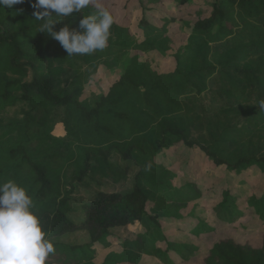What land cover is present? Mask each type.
<instances>
[{
    "label": "trees",
    "instance_id": "1",
    "mask_svg": "<svg viewBox=\"0 0 264 264\" xmlns=\"http://www.w3.org/2000/svg\"><path fill=\"white\" fill-rule=\"evenodd\" d=\"M136 1L116 17L118 2L105 0L115 16L110 42L130 45L131 25L123 20L131 7L144 12V38L134 44L130 66L91 102L80 101L76 87L114 53L68 56L38 32L34 0L0 8V183L13 180L28 190L55 247L47 264H98L94 258L114 236L122 249L100 264H264V240L256 250L228 230L200 251L203 235L244 214L239 204L252 168L263 175L254 187H262L245 202L264 219V0H214L205 17L203 10L197 18L160 13L162 26L145 11L165 0ZM172 1L186 7L194 0ZM94 12L57 17L54 30L80 31V20ZM171 28L188 36L174 64L154 68L143 58L158 44L169 46ZM58 124L65 135L55 134ZM175 147L189 156L179 169L167 156ZM185 170L201 174L202 184L185 177L175 185ZM124 184L129 190L118 191ZM184 208L191 219L185 229L176 224L186 218ZM162 217L178 233L167 234ZM131 226L137 231L129 233ZM72 233L86 242L58 240Z\"/></svg>",
    "mask_w": 264,
    "mask_h": 264
},
{
    "label": "rangeland",
    "instance_id": "2",
    "mask_svg": "<svg viewBox=\"0 0 264 264\" xmlns=\"http://www.w3.org/2000/svg\"><path fill=\"white\" fill-rule=\"evenodd\" d=\"M117 1L118 7L113 10L114 15L118 17V11L120 12V9L123 5L130 2L132 5H137L138 2L136 0H115ZM214 0H194L191 4L188 6L179 7L177 6L172 0H165L162 4H153L154 11L147 12L145 11V14L148 18H151L152 16L157 19V21L163 25L162 22V15H170L173 14L176 16L177 19L183 18H197V12L203 10L204 17L207 16L206 14H209L211 9L209 8V4L212 3ZM132 11L129 15L125 16V19L123 20L124 23H129L131 25V35H129V46L127 48L119 49L120 46H118L117 43L114 44L113 41L108 42V49L112 51L114 54L111 57V60L106 61L104 64L102 63L95 72H89L87 73L86 79H81V84L77 85V91L78 97L80 101L83 102H91L96 97L101 96L102 93L107 91V88L112 86L113 82L122 75V73L130 66V64L133 62V57L136 51L133 49L134 44H141L143 41V32L140 28V22L143 18V10H141L139 7L137 9L130 8ZM160 13L162 15H160ZM199 13V12H198ZM121 17V16H120ZM188 30L186 29L184 31V34L178 33L176 29L173 32V28L170 29V32L168 35L173 37V41L169 42V46L158 44L155 48V50H152L149 52L148 57L149 58H143L145 61H147L152 67H155L156 65H161L163 63H169L174 64V54L177 50H180L183 46V43L185 42V38L188 36ZM111 52V53H112ZM173 60V61H172ZM173 63H172V62ZM70 74V70L67 69V72L63 75L64 78H67V76ZM63 78V79H64ZM204 96H207V93L204 94ZM65 129L62 124H58L55 130L56 135H65ZM196 136V135H195ZM177 147L173 148L170 152H168V159L173 163V165H176V169H179L177 164L179 163L180 167H184L185 160H187L188 153L186 154V150H179L176 149ZM195 154H193L194 156ZM198 157V156H197ZM183 164V166H182ZM203 164L198 166V170L201 172L203 169ZM253 170H249L252 174L247 175L249 179L247 183L248 187L246 189L247 193L244 197L240 199V207L241 210L244 211V214L236 219V221L232 224H227L221 226L223 229H218L215 234L203 235L201 239L202 248L200 251H203V253H206L207 250H210L213 247V244L216 243L217 236L220 232L228 230V234L231 235L238 243L246 246H250L256 250H261L263 240H264V219H261L259 215L256 213L254 208L250 207L245 201L248 194L256 193L258 194L260 191L259 189L262 187V183H258L257 187H254L253 182L262 180V173H259V169L255 170V168H252ZM256 171L255 173H253ZM178 172V171H177ZM248 172V170L244 171V173ZM179 177H177L174 180L175 185H179L181 181H184V178L187 177V179L191 181H195L198 183H201L199 180H201L200 176L201 174H196L193 170H190V174L187 170L178 172ZM247 174V173H246ZM189 175V177H188ZM238 177V176H237ZM236 177V180L238 179ZM243 176H240L242 178ZM199 179V180H198ZM133 181V179H132ZM202 184V183H201ZM129 190L128 185L124 184L121 187L118 188V191H127ZM156 202H153L150 204L152 208L156 211ZM170 205V202L168 203ZM149 206V209H150ZM212 207V206H211ZM165 212L164 208H160ZM189 211V208L181 209V212L184 216H186ZM169 214V212H168ZM209 214H206V220L211 221V218L209 217ZM176 217V224L178 227H181L185 229V227L189 224L190 218L186 216L185 219H182ZM166 218L162 217V221L165 223L166 226L163 225L165 230L167 231V234L170 236L175 234L177 231V226H172V223L169 224L167 221H165ZM175 223V220L174 222ZM136 227L131 226L129 228V233L135 232ZM178 233V232H177ZM222 234V233H221ZM80 234L72 233L68 234L64 237L59 238V241H63L66 244L72 243V244H80L85 243L86 239L84 235L79 237ZM86 236V235H85ZM114 243L111 244L110 248L107 250H101L99 253H97L96 257L94 258L95 262L100 264L106 254L109 251L112 250H118L120 251L122 247L120 246V241L122 238L114 236L113 237ZM100 249V248H99ZM196 257V256H195ZM194 259V258H193ZM204 259H199L197 262L191 263V264H203ZM73 264V263H70Z\"/></svg>",
    "mask_w": 264,
    "mask_h": 264
},
{
    "label": "clouds",
    "instance_id": "3",
    "mask_svg": "<svg viewBox=\"0 0 264 264\" xmlns=\"http://www.w3.org/2000/svg\"><path fill=\"white\" fill-rule=\"evenodd\" d=\"M23 3L25 0H0V8L12 9ZM31 7L36 19L42 21L38 32L59 42L68 56L90 55L108 47L115 16L105 0H34ZM88 7L95 12L80 20V31L69 25L54 30L60 21L57 17H69ZM259 108L264 111V100ZM34 207L26 188L13 180L0 183V264H47L55 252Z\"/></svg>",
    "mask_w": 264,
    "mask_h": 264
}]
</instances>
